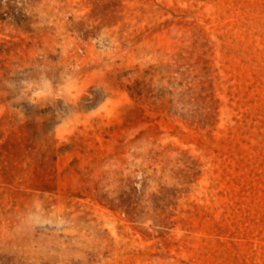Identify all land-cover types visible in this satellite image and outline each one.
<instances>
[{
  "label": "rangeland",
  "instance_id": "obj_1",
  "mask_svg": "<svg viewBox=\"0 0 264 264\" xmlns=\"http://www.w3.org/2000/svg\"><path fill=\"white\" fill-rule=\"evenodd\" d=\"M0 264H264V0H0Z\"/></svg>",
  "mask_w": 264,
  "mask_h": 264
}]
</instances>
